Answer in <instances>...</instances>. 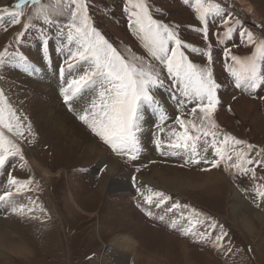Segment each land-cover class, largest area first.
Listing matches in <instances>:
<instances>
[{
	"label": "rangeland",
	"instance_id": "1",
	"mask_svg": "<svg viewBox=\"0 0 264 264\" xmlns=\"http://www.w3.org/2000/svg\"><path fill=\"white\" fill-rule=\"evenodd\" d=\"M17 2L0 0V9L7 7L9 11H14ZM83 2L88 6L92 26L122 58L142 66L145 71L155 68L160 72L164 85L154 91L163 111L144 107L147 130L143 126V150L137 160L129 161L99 140L80 121L83 111L67 108L62 94L56 92L61 107L67 108L64 110L70 118L89 135L98 155L88 159L84 153L56 152L55 140L45 137L32 117V108L39 100L34 99L37 92L31 87L47 83L56 89L53 85L56 83L53 77L55 69L57 67L58 71L68 54L66 48L59 50L61 40L66 42L67 28H64V37L58 38L57 33L68 23L70 13L65 11V0H40L38 4L23 6L24 15L20 24L12 25L10 17L3 14L0 18V51H19L40 70L26 71L18 63L0 65V93H3L5 104L16 113L23 135L6 129L3 131L20 146L24 155L23 161L18 156L10 157L5 167L0 169V195L12 192L10 198L17 197L19 201L27 199L32 204L34 201L41 202L44 212H38L35 217H20L0 208V264H142L137 260V254L146 256L150 252V256H158V247L172 255L169 259L163 258L162 264H182V253L188 254L192 264H264V199L255 192L256 185L264 184V165H249L256 170V179H253L251 173L245 176L235 170L225 171L223 164L204 171L209 167L206 164H185L188 157L181 151L172 155L169 149H156L154 137L157 125L165 128L160 138L167 142L171 129L180 130L175 117L190 118L188 111L193 105L181 109L172 99L179 93L170 87L166 70L150 56L134 29L130 28L128 14L124 10L126 0ZM215 2L229 8L233 19L240 21L239 25H233L234 28L261 35L256 26L244 22L225 3ZM248 2L264 24V0ZM145 3L153 19L172 27L183 42L199 48L201 52L211 49L213 62L210 65L206 56L189 49L181 50L198 66L210 67L213 79L221 85L217 92L219 104L213 114L221 133L264 150V99L259 98L264 97V88L257 89L254 94L257 98L237 89L227 70L231 61L223 56L225 47L233 54L249 56L252 54L250 46L241 41L235 30L230 39L223 37L225 29L218 17L208 18V37L205 39L200 31L204 25L197 20L192 7L194 0H189V3L184 0H145ZM44 12L60 27L45 24ZM30 18L35 28L24 30L23 23ZM41 30L48 37L44 45L41 43ZM21 31L26 34L17 42V34ZM42 48L47 50L42 53ZM42 55L46 60L41 59ZM81 71L74 69L73 75L77 76ZM89 97L95 98L93 95ZM203 147L201 144V156L211 159L212 150L209 148L205 153ZM249 156L256 158L255 153H249ZM9 173L20 181L31 180L32 183L17 194L14 187L7 183ZM117 184H125L127 192L143 205L144 211H136L135 207L139 206L131 203L132 197L128 201L129 197L125 196L118 202L115 195L119 193L114 192L118 189ZM152 191H161L171 200L160 208L155 204L148 205L145 196ZM233 193L238 199L237 208L229 200ZM126 199L128 205H125ZM175 202L182 207L173 210L177 214L173 216L168 209ZM164 209L176 227L160 221V218H166L161 212ZM193 209L200 215H193ZM119 218L130 228L129 234L112 229ZM137 222L144 228L138 229ZM212 224L216 226L211 227ZM221 226L227 236L217 247L216 236L221 234ZM185 230L190 234L184 235ZM204 233L207 238L201 241ZM6 238L10 239L12 251Z\"/></svg>",
	"mask_w": 264,
	"mask_h": 264
},
{
	"label": "snow or ice",
	"instance_id": "2",
	"mask_svg": "<svg viewBox=\"0 0 264 264\" xmlns=\"http://www.w3.org/2000/svg\"><path fill=\"white\" fill-rule=\"evenodd\" d=\"M184 2L189 3V0ZM38 3L40 0H18L14 5V11H9L7 7L0 9V18L6 14L10 17L12 25L20 24L21 17L24 15L23 6ZM192 7L197 20L204 25L200 31L205 39L208 37V18L218 17L225 29L223 37L230 39L235 30L239 33L241 41L250 46L249 51L252 54L249 56L233 54L227 47L223 50V56L231 61L227 65V70L234 79L235 87L257 98L254 95L257 89L264 88V33L257 36L251 31L234 28L233 25H239L240 21L233 19L231 10L215 0H194ZM124 10L128 14L130 28L134 29L150 56L166 70L167 79L171 81L170 87L179 93L178 97L173 96L172 99L181 109H185L187 105H193L188 111L190 118L186 119L180 115L175 117L180 130L171 129L167 142L160 138L165 128L157 125V134L154 137L156 149H169L172 155H177L178 151H181L188 157L185 164H206L209 167L203 169L204 171L219 168L223 164L225 171L235 170L245 176L251 173L252 178L256 179V170L249 165H264V150L255 149L243 140L221 133L213 119L219 104L217 92L221 85L213 79L210 67L198 66L181 50L189 49L191 52L206 56L210 65L213 62L211 49L201 52L199 48L183 42L172 27L153 19L145 0H126ZM65 11L70 13V19L61 27L57 37H64V28H67L66 42L61 40L59 50L66 48L68 54L59 72L63 74L65 71L70 72L74 69L82 71L67 83V87L63 88V101L69 104L78 95L94 90L95 98L91 99L88 106L83 109V114L79 116L80 121L99 140L109 146L112 152L127 157L129 161H135L143 150L142 135L145 121L143 109L147 106L158 112L163 111L154 90L164 85V79L155 68L145 71L142 66L122 58L92 26L88 6L83 0H65ZM43 20L45 24L60 27L55 20L49 19L46 12L43 13ZM30 21L31 18L23 23L24 30L35 28ZM25 34V31L18 33L17 42ZM40 35L43 37L42 45L46 44L48 37L43 30ZM46 50L42 48V53ZM41 59L46 60L43 55ZM5 63H18L26 71L40 70L19 51L9 52L7 49L0 51V65ZM85 65L87 66L84 67ZM259 98L264 99V97ZM3 129L23 135L16 113L5 104L3 93H0V169L5 167L10 157L18 156L21 161L24 160L20 146L9 139ZM201 144L204 145L202 150L205 153L209 151V148L212 150L211 159L201 156ZM249 153H255L256 158H250ZM135 179L133 177V181ZM7 183L14 187L17 194H20L32 181H20L9 173ZM255 192L264 199V184L256 185ZM12 194V192H5L0 195V201H6ZM169 200L171 197L161 191H152L150 195L145 196V203L155 204L157 208L166 205ZM26 207L20 204L13 206L11 211L23 216ZM180 207H182L180 203L175 202L168 211L171 212ZM32 211L33 208H27L28 213ZM192 211L193 215H200L194 209ZM148 214L151 215V213ZM183 234L187 236L190 232L185 230ZM226 236L227 233L223 232L221 226V234L216 236L217 247ZM206 238V233L200 237L201 241Z\"/></svg>",
	"mask_w": 264,
	"mask_h": 264
},
{
	"label": "bare ground",
	"instance_id": "3",
	"mask_svg": "<svg viewBox=\"0 0 264 264\" xmlns=\"http://www.w3.org/2000/svg\"><path fill=\"white\" fill-rule=\"evenodd\" d=\"M223 3H225L227 6H229L232 11H235L236 15H238L244 22L251 23L254 26H256L260 31L261 34L264 33V24L263 21L260 19L259 15H257L255 9L253 6L248 2V0H219ZM256 28V29H257ZM55 75H53L54 79L56 80V83L53 85H56V89L51 87L49 84H42L40 83L39 87H31L32 90H35L37 93V98L35 97L34 99H38L39 102L35 106V108H32L33 111V118L35 119V122L38 125L39 130L41 131L42 134H44L45 137L49 138L52 137L54 142L57 144V150L56 152H61V153H77L78 154H85V157L89 158H94L97 157V147L95 143L92 141V139L89 137L88 134L81 128V126L77 125L73 121L69 114H67L66 110L68 107H71L73 110L74 109H79L80 111L85 109L88 106V103L91 99L89 96H95V91L94 90H88L80 95L77 96V98L73 100V102L67 104V108H62L61 105L59 104L56 95L58 93L62 94L63 88L67 87V83L71 81L75 76L73 75V70L72 71H65L63 74L59 72V68L57 71V67L54 72ZM33 77H35L34 74H32ZM39 82L37 78H35ZM29 86H34L33 84L28 83ZM58 87V88H57ZM58 90V91H57ZM57 92V94H56ZM39 97V98H38ZM146 116V115H145ZM31 118V117H30ZM146 122V118H145ZM145 122H143V126L145 127ZM146 128V127H145ZM147 130V128H146ZM145 130V131H146ZM144 133V132H143ZM110 162V161H109ZM162 165V163H161ZM111 170H113L111 168ZM113 173V172H112ZM116 190H114L116 194V200L118 202L124 200L125 196L129 197L128 201L131 199V203L133 205H138L139 209L135 207L137 212H142L144 209H142L141 204H138L137 201L133 199V196L130 195L129 192H127L125 184H117ZM127 192V193H126ZM124 195V196H123ZM123 196V198H122ZM231 202H233V205L235 208H237V201L238 199L236 198L235 194L230 195ZM17 197L10 198L6 201H1L0 202V208L3 211H8L10 212L13 206H19L20 204L26 205V210H25V215L20 217H35V214L38 212H44V207L41 206V202L39 203L38 201H34V204L30 203L31 201L25 199L24 201H19ZM125 205H128L127 199L125 200ZM33 208V211L31 213L27 212V208ZM170 206H168L169 208ZM9 209V210H8ZM163 216H166V218L163 219L160 218V221L162 220L167 226L171 225L176 227L177 225L174 224V221L167 217L168 211L167 210H162ZM12 213V211H11ZM173 216H176L177 214H174L173 211H171ZM15 216H18L19 214L13 213ZM148 225V222H146ZM125 221L122 218H119L118 220L115 221L114 228H112L115 232H123V233H128L130 228L128 226H125ZM140 228H144L143 224L141 225L139 222L136 223ZM41 228V227H40ZM43 228V227H42ZM50 230V229H49ZM41 231V229H40ZM44 232V231H43ZM167 238V237H166ZM6 242L9 244V249L12 251V246L10 244V239L6 238ZM1 245V243H0ZM150 245V244H149ZM163 246V245H162ZM142 247V246H141ZM147 249V248H146ZM155 249V248H154ZM157 249V248H156ZM142 250V249H141ZM148 250V249H147ZM22 252V251H21ZM149 252V251H148ZM165 251H161L158 247V256L156 254H152L153 256H150V252L148 255H143L137 254V260L142 264H162L163 258H170L172 255H169L167 252L164 253ZM24 253V252H22ZM164 257H163V255ZM183 256L181 257L183 262L182 264H192L191 259L188 258L187 253H182ZM160 256V257H159ZM167 259V261H168ZM175 259V258H174ZM161 262V263H160Z\"/></svg>",
	"mask_w": 264,
	"mask_h": 264
}]
</instances>
